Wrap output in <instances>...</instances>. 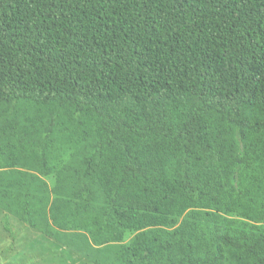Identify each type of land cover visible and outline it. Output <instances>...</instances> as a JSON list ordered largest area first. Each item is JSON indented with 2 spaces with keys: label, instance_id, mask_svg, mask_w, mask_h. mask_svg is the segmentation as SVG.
<instances>
[{
  "label": "trees",
  "instance_id": "16d2710c",
  "mask_svg": "<svg viewBox=\"0 0 264 264\" xmlns=\"http://www.w3.org/2000/svg\"><path fill=\"white\" fill-rule=\"evenodd\" d=\"M263 151L264 0H0V170L36 173L0 172L11 241L67 174L71 226L135 233L93 264H264V224L226 216L258 203Z\"/></svg>",
  "mask_w": 264,
  "mask_h": 264
},
{
  "label": "rangeland",
  "instance_id": "374dc122",
  "mask_svg": "<svg viewBox=\"0 0 264 264\" xmlns=\"http://www.w3.org/2000/svg\"><path fill=\"white\" fill-rule=\"evenodd\" d=\"M65 133H58L54 143L53 163L58 168L61 164L74 161L70 154L76 147V138L72 133ZM258 157V161L253 163L251 178L245 179L248 187L255 189L259 186L258 203L252 204V209L237 208L234 213L226 215L252 224H264V151L259 153ZM17 169L36 175L34 171L21 166L1 169L0 172L8 173ZM38 183L42 184L38 190L39 200H35L38 209L34 220L39 225L38 228H30L17 217L8 215L10 225L16 233L15 240L11 241L2 230L1 219L5 212L0 207V264H93L83 256L82 247H88L90 252L95 253L117 249L133 238L135 233L126 231L119 242L95 244L86 230L71 226L63 214L65 201L70 198L72 190L69 176L62 174L59 181L54 174L48 177L40 176ZM186 212L175 218L174 226L180 224ZM45 226L49 234L43 231ZM109 256L113 257L112 254Z\"/></svg>",
  "mask_w": 264,
  "mask_h": 264
}]
</instances>
